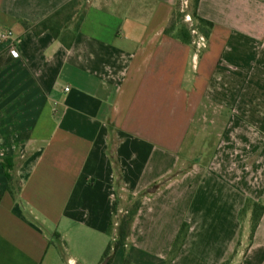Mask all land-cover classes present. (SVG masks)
Here are the masks:
<instances>
[{
	"label": "crops",
	"instance_id": "0c3cea01",
	"mask_svg": "<svg viewBox=\"0 0 264 264\" xmlns=\"http://www.w3.org/2000/svg\"><path fill=\"white\" fill-rule=\"evenodd\" d=\"M69 1L0 0V76L14 68L38 105L21 189L0 197V264H100L133 199L112 264H221L235 248L232 264H264V212L250 241L264 207V0H200L206 47L165 33L179 0H82L71 47L36 35Z\"/></svg>",
	"mask_w": 264,
	"mask_h": 264
},
{
	"label": "trees",
	"instance_id": "16d2710c",
	"mask_svg": "<svg viewBox=\"0 0 264 264\" xmlns=\"http://www.w3.org/2000/svg\"><path fill=\"white\" fill-rule=\"evenodd\" d=\"M181 0H179L178 4L175 7V10L171 16L169 23L165 28V33L181 40L187 44H193L197 35L192 32L194 28L205 37H208L211 33V30L214 26V23L211 20H208L202 17L199 14V4L200 0H191V4L189 6L188 11L192 14L194 24L185 22V12L182 11L181 7ZM80 5V0H70L68 3L60 7L54 13L49 15L44 20L40 21L33 27V30L36 35H40L45 31H50L55 38H61L62 41L65 43L67 47H71L72 41H69L68 35L63 33L65 27L71 23L75 15L77 13V7ZM83 20V15H81L80 19L77 22L76 29ZM5 168L7 169L6 177L9 181L14 179L13 174L10 172L14 168V159L13 157H8L5 159ZM22 182L19 180V187L17 190H14L12 187L8 186L7 190L12 194L16 195L21 189ZM141 206V201L138 199L135 201L134 205L130 207L126 214L121 218V222L118 229V236L109 242L103 257L101 259L100 264H112L113 257L116 251L121 247L124 246L127 242L128 236L131 231L132 223L138 210ZM264 212V207L259 203H253V210H252V221H251V235L250 241L252 242L256 229L260 223L261 217ZM113 223H110L109 226V234L111 233ZM188 233L187 223H183L181 226L172 250H171V260H173L178 252L181 250L183 243L186 239ZM55 237H59L58 233H55ZM237 254V248L229 255V257L223 261L221 264H232L233 260L235 259Z\"/></svg>",
	"mask_w": 264,
	"mask_h": 264
},
{
	"label": "rangeland",
	"instance_id": "374dc122",
	"mask_svg": "<svg viewBox=\"0 0 264 264\" xmlns=\"http://www.w3.org/2000/svg\"><path fill=\"white\" fill-rule=\"evenodd\" d=\"M81 4L82 0H80L77 13L72 21L73 26L77 24L81 17ZM190 4L191 0H189ZM27 82V79L19 78L18 72L14 74V68H11L9 73L0 76V85H4L2 99L0 100V104H2L0 105V197L7 190L8 186L14 190H17L19 187V178L15 173L16 166L26 153V148L23 147L21 141V135L23 131L29 132L28 129L31 127V122L36 118L38 111V105H28L29 101H27V97L29 96L30 90L27 88L25 91L23 90L24 87H27ZM8 157H13L14 159V168L10 170L14 176L12 181H9L6 177L7 169L5 168V159ZM135 201L133 199L129 208L134 205ZM121 218V215H117L115 221L119 220L121 222ZM114 226L113 224L111 234L116 233L113 230ZM116 228L119 229V226H116ZM117 236L118 234L115 235V237ZM120 256L116 264H130L121 260Z\"/></svg>",
	"mask_w": 264,
	"mask_h": 264
},
{
	"label": "built area",
	"instance_id": "2783aa9c",
	"mask_svg": "<svg viewBox=\"0 0 264 264\" xmlns=\"http://www.w3.org/2000/svg\"><path fill=\"white\" fill-rule=\"evenodd\" d=\"M181 3H182L181 4L182 11L185 12V20H186V22H189L191 24V26H193L194 20H193L192 14L188 11L189 6H190L189 5V0H181ZM192 32L197 35V39H198L197 45L199 47H206V43H207L206 37L203 34L199 33L196 28H194L192 30ZM6 37H8V35H6ZM12 55L15 58H18L20 56L19 52L16 49H12ZM66 90L68 91L69 87H67Z\"/></svg>",
	"mask_w": 264,
	"mask_h": 264
}]
</instances>
